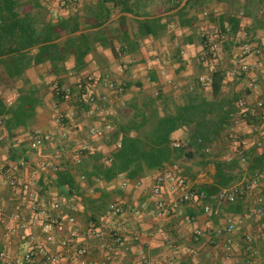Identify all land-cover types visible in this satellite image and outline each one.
I'll return each instance as SVG.
<instances>
[{
	"label": "crops",
	"instance_id": "crops-1",
	"mask_svg": "<svg viewBox=\"0 0 264 264\" xmlns=\"http://www.w3.org/2000/svg\"><path fill=\"white\" fill-rule=\"evenodd\" d=\"M40 1L50 11L49 19H53L55 16L73 15L91 0ZM230 11L231 7L225 3H214L210 7V12L216 17ZM194 14L195 12H192V15ZM203 17H200L201 21L195 27L199 29L200 34L208 37L207 45L215 54L212 66L222 68L227 73L223 92L226 96H229L230 90L239 94V101L247 104L246 114L253 117L258 105L264 102V27L258 28L254 19L244 18L240 32L233 39L234 47L227 53L223 47L226 39L219 37V32L222 33L219 25ZM174 31V43L169 44L165 39H147L138 54L127 56L120 62L112 58L110 51L100 50L107 57L109 68L101 71L97 63H91L83 72L93 73L100 79L101 86L95 89L96 95L100 97L106 92L109 93L106 89L108 80L104 82L102 76L110 80L118 78L121 80L120 84L124 85L127 79L123 69L132 62L136 63L130 68L129 74L142 88L134 86L126 90V94L112 96L109 107L111 113L115 112V106L122 105L141 92L154 94L159 86L167 92L179 86H188L194 79L205 74H201V69L205 68L206 72L211 67L209 61L202 60L206 44L198 40L185 44L183 36L192 33L189 28L180 29L175 26ZM177 46L182 50L181 62L173 59ZM247 47H251L249 51H246ZM67 65L69 69L74 68V60H70ZM49 69L50 65L45 64L31 69L28 76L33 84L39 85L41 76ZM80 74L71 73L63 78L68 84H74ZM151 75L156 77L157 84L151 83ZM56 106L48 103L46 108L39 109L41 120L34 134L49 135L52 139L42 150L31 148V142L28 140L30 134L23 129L17 131L14 138L7 134V139L0 144V159L4 162H19V178L24 183V187L19 190L10 188L2 181L0 183V209L7 217L0 231V251L9 250L15 258L21 259L27 252L25 241L30 238L36 249L35 262L31 264H42L44 256L62 254L58 245L46 244L44 240L41 244L40 239L35 237L37 224V233L43 237L42 222L58 221L65 225L68 232L77 234V243L81 247L88 248V264H264V165L258 167L253 174L249 172L253 162L264 154V146L256 148L251 143L242 147L241 144L244 140L259 137L256 132V118L250 124L244 112L237 107L238 112L228 130L234 140L222 144L225 150L223 159H227L228 155L237 158V151L242 149L248 155L241 182L250 181L258 175L261 178L260 184L252 192L241 196L234 204L214 197L184 203L177 210L166 213L159 202L163 199L171 204L176 202L182 193H171L164 187L161 196H154L153 191L159 176L176 173L188 179L189 188L202 187L213 183L215 165L209 164L201 168L192 163L179 162L178 165L162 171L148 172L140 180L117 178L111 184H101V188L106 189L110 195L106 212L100 217L97 227L105 236L103 244L89 232L91 225L85 222L83 200L73 197L67 201L60 195L55 185V171L66 166L72 169L85 156L87 150L109 157L114 148L101 136L91 134L93 128L102 130L109 123L106 116L100 112L94 116L78 114L71 101L61 103L59 112L54 108ZM56 113L62 114V124L55 122ZM182 136H187L185 131L176 132L173 140ZM200 161L201 158L198 157L197 162ZM72 173H76L75 169H72ZM76 180L81 183L80 175H76ZM32 181L37 184V203L46 209L43 221L32 213L30 202L27 200L30 190L27 188V192L25 187ZM82 187H85L83 182ZM86 196L98 199L100 193L90 192ZM55 205H58L57 209ZM113 205L122 211L121 215L117 216L112 212ZM207 207L211 210L208 214L205 213ZM259 209L263 211L260 213ZM15 215H20L21 219H14ZM71 219L74 222H71ZM23 222L27 225L25 228H21ZM231 224L235 229L228 232V226ZM51 264L76 263H73L71 256L63 255L58 262Z\"/></svg>",
	"mask_w": 264,
	"mask_h": 264
},
{
	"label": "trees",
	"instance_id": "trees-1",
	"mask_svg": "<svg viewBox=\"0 0 264 264\" xmlns=\"http://www.w3.org/2000/svg\"><path fill=\"white\" fill-rule=\"evenodd\" d=\"M183 1L91 0L73 15L49 19L51 13L40 0H0L2 132L11 138L21 129L34 134L41 120L39 109L46 108L48 103L60 105L71 101L78 114L90 116L91 108L82 100L80 90L63 77L83 73L91 63H97L101 71L108 69V59L100 50L110 51L112 58L120 62L138 54L147 39L174 43V29L178 26L192 32L183 36L185 44L195 40L206 44L202 60L209 61L212 66L215 54L207 45L208 37L195 27L201 16L219 25L226 36L223 47L227 53L234 47L233 39L240 32L244 18L254 19L258 28L264 27V0H189L182 10L166 16ZM214 3L228 4L231 11L216 17L210 12ZM123 14H132L135 18ZM78 32L81 34L76 35ZM181 54L182 50L177 46L174 61L181 62ZM70 60L75 62L72 69L67 65ZM45 64H49L50 69L41 76L39 85L33 84L28 72ZM132 66H125L127 81L122 86L126 90L134 86L142 88L129 74ZM204 73L205 68L201 69V74ZM226 76V71L217 67L207 85L196 78L190 85L168 92L159 86L154 94L141 92L121 106H115V112L106 116L110 129L101 136L114 150L109 157L87 150L72 168L75 174L67 166L57 168L55 185L60 195L67 201L73 197L81 198L85 222L94 224L97 229L110 199L101 184H111L117 178L140 180L148 172L162 171L183 162L201 168L215 165L213 183L194 188L205 193L206 199L240 183L245 173L242 163H247L248 155L244 152L240 158L223 159L222 143L234 140L228 130L238 112L236 103L241 99L234 92L231 96L224 94ZM150 79L152 84L158 83L154 75ZM102 80L106 77L102 76ZM3 92H14L16 98L7 102ZM245 115L251 124L255 117ZM179 131H185L187 138L180 147H174L173 135ZM198 157L200 162H197ZM263 161L264 154L250 166V174L262 167ZM76 175H80L81 183L77 182ZM90 192L100 193V197H87Z\"/></svg>",
	"mask_w": 264,
	"mask_h": 264
},
{
	"label": "built area",
	"instance_id": "built-area-1",
	"mask_svg": "<svg viewBox=\"0 0 264 264\" xmlns=\"http://www.w3.org/2000/svg\"><path fill=\"white\" fill-rule=\"evenodd\" d=\"M219 37L222 39H226V36H224L221 32H219ZM251 47H247L246 51H249ZM254 52V51H253ZM216 72V68L214 66L209 67L205 74L199 78L200 82L207 85V83L210 81L211 76ZM99 78L94 74L89 73H81L76 81L74 82V85L77 86V88L82 93V100L91 108L90 116H94L97 113H102L103 115L107 116L111 112L109 111V107L111 105V99L112 96H119L123 95L125 89L122 85H116L113 82L109 83L107 82L106 87L109 93L106 92L103 96H97L95 89L98 87L99 84ZM110 89V90H109ZM110 92L112 93L110 95ZM69 95V94H68ZM70 97V96H68ZM68 99V98H67ZM238 109L243 111V114H246L247 110V104L244 101H239L237 105ZM257 111L255 112L254 116L257 119V126H256V132L258 133L259 137L257 139H248L241 142L242 147L249 146L251 143L256 148H262L264 146V102H261L258 107L256 108ZM63 116L60 115L57 117V123L62 124ZM4 128V123L2 119H0V143H3L7 139V135L2 132ZM110 129L109 126H107L104 130H101L99 128H93L91 130V134L93 136H103L104 131ZM30 142H31V148L37 151L42 150L48 142H51V137L49 135H41V134H34L29 136ZM182 144L178 142H174V147H180ZM242 151V152H241ZM240 156L243 155L244 150L237 151ZM232 158H229L227 160H231ZM6 162V163H5ZM4 160L0 159V183L1 181L3 184L9 186L10 188L14 190H19L22 187H24V183L19 178V172L21 170L20 163L13 160ZM264 173V172H263ZM261 178L260 176H256L250 181H245L238 183L230 188L223 189L220 191V193L216 196L217 199L223 202H227L230 204L236 203V201L243 195L252 192L253 189L260 184ZM29 186V187H28ZM27 187H25V190L27 191V188H29V192L27 195V200L30 202L31 205V211L33 214H36L39 216V219L43 221L46 209L41 207L37 203V184L35 181H32L28 184ZM164 187H167L168 190L171 193H177L180 192L182 195L179 197V199L176 202L173 203H167L165 200H161L159 202L160 207L164 210V212H170L175 211L179 208L181 204L184 203H192L200 200L206 199V194L203 192H200L198 190H195L194 188L188 187V179L184 176L177 175L176 173H168L165 175H161L158 177L157 185L153 191V195L156 197L161 196L162 190ZM26 192V193H27ZM260 202L262 200L260 199ZM58 208V205H55V209ZM112 212L115 215H121L122 211L115 207L114 205L111 207ZM210 208H205V213H210ZM263 210L259 209V212L261 213ZM16 220H20V215H15ZM7 221V217L2 213L0 209V231ZM22 223V221H19ZM71 222H74L73 219H71ZM33 225V223H31ZM27 225L23 222V225L21 228H25ZM235 229V226L233 224L228 226L227 231L232 232ZM90 233L94 235L101 243H105V236L98 231L94 226H91L89 228ZM41 232L43 235V240L46 244L50 245H58L63 252L57 253L56 255L52 256H44L41 260L42 264H51L58 262L63 255L71 256L73 259V263L76 264H88L87 256H88V248L81 247L77 243V234L75 232H68L65 225L63 223H60L58 221H48V222H42L41 226ZM25 246L27 247V252L25 253L24 257L21 259H17L14 257L13 253L9 250H1L0 251V264H31L35 262V255H36V249L33 247V241L32 239H28L25 241Z\"/></svg>",
	"mask_w": 264,
	"mask_h": 264
},
{
	"label": "rangeland",
	"instance_id": "rangeland-1",
	"mask_svg": "<svg viewBox=\"0 0 264 264\" xmlns=\"http://www.w3.org/2000/svg\"><path fill=\"white\" fill-rule=\"evenodd\" d=\"M225 60H226V57H224V60H223V62H225ZM134 64H136V63H134V62H132V63H130V64H128L129 66L130 65H134ZM127 66V65H126ZM126 69V68H125ZM125 69H123V70H125ZM89 74H93V73H89ZM106 80H108V83H109V81L110 82H113L114 84H116V85H123V84H120V81L121 80H119L118 78H114V79H112V80H110V79H106ZM105 80V81H106ZM99 81H100V79H99ZM104 81V80H103ZM104 81V82H105ZM134 81V80H133ZM73 85V84H72ZM101 86V83L99 82V84H98V87L96 88V89H99V87ZM175 86H177V85H175ZM180 87V86H179ZM179 87H177L176 89H178ZM107 89V88H106ZM125 89V88H124ZM110 90V89H109ZM136 91V90H135ZM111 93V92H110ZM136 93V92H135ZM123 94H126V89H125V91H124V93ZM139 95V94H138ZM232 95V91L230 90L229 91V96H231ZM3 98L7 101V102H12V101H14V99L16 98L15 97V93L13 92V93H10V92H3ZM59 106L60 105H57L56 107H54L55 109H56V111L57 112H59L60 111V109H58L59 108ZM121 106V105H120ZM73 110V109H72ZM76 111V110H75ZM52 113V112H51ZM57 115H56V117L54 118L55 119V122H57L56 120H57V117L58 116H60V115H62L61 113H56ZM75 114V113H74ZM51 116H52V114H51ZM73 117V116H72ZM41 135H43V134H41ZM45 135V134H44ZM27 137V136H26ZM186 138H187V136H182L181 138H178V139H176V140H174V142H178V143H180V144H184L185 143V141H186ZM29 141H30V139H28ZM227 142H228V140H227ZM225 143H226V141H225ZM225 143H222V144H225ZM242 152V151H241ZM228 153H231V152H228ZM238 155V154H237ZM2 156V155H1ZM228 158H229V155H228ZM227 158V159H228ZM230 158H232V159H234V158H236V157H233L232 155H230ZM237 158H240V156L238 155L237 156ZM242 167L244 168L245 167V162H243L242 163ZM188 184H189V182H188ZM3 186V185H2ZM88 225H90L88 222H86ZM38 224H37V226L35 227L36 228V232H35V237H38L37 239H40V243L41 244H43V237L42 236H40L39 235V233H37V230H38ZM91 226H94V224H91ZM90 226V227H91ZM34 228V229H35ZM89 232H90V230H89ZM31 235V234H30ZM31 236H34L33 234L31 235Z\"/></svg>",
	"mask_w": 264,
	"mask_h": 264
},
{
	"label": "water",
	"instance_id": "water-1",
	"mask_svg": "<svg viewBox=\"0 0 264 264\" xmlns=\"http://www.w3.org/2000/svg\"><path fill=\"white\" fill-rule=\"evenodd\" d=\"M188 1H189V0H184V1L182 2V4L179 6V8L175 9V10L172 11V12L167 13L166 16H169V15L175 14V13L179 12L180 10H182V9L186 6V4H187ZM123 15L126 16V17H129V18H135V16L132 15V14H123ZM123 15H121V16H123ZM119 17H120V16H119ZM119 17H117V18H115V19L109 21L106 25H104V27H106L107 25H109V24L112 23L114 20L118 19ZM80 34H81V32L76 33V35H80ZM63 39H65V38H63ZM63 39H61V40H63ZM61 40H60V41H61ZM60 41H58V42H60Z\"/></svg>",
	"mask_w": 264,
	"mask_h": 264
}]
</instances>
